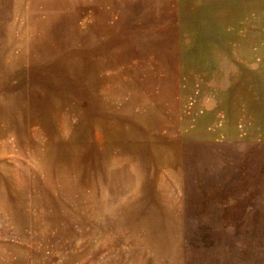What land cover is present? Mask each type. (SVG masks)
Wrapping results in <instances>:
<instances>
[{
  "label": "rangeland",
  "instance_id": "1",
  "mask_svg": "<svg viewBox=\"0 0 264 264\" xmlns=\"http://www.w3.org/2000/svg\"><path fill=\"white\" fill-rule=\"evenodd\" d=\"M0 264H264V0H0Z\"/></svg>",
  "mask_w": 264,
  "mask_h": 264
}]
</instances>
